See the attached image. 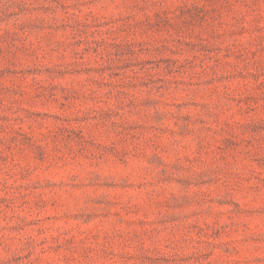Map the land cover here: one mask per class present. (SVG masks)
Returning a JSON list of instances; mask_svg holds the SVG:
<instances>
[{
  "label": "rangeland",
  "instance_id": "1",
  "mask_svg": "<svg viewBox=\"0 0 264 264\" xmlns=\"http://www.w3.org/2000/svg\"><path fill=\"white\" fill-rule=\"evenodd\" d=\"M0 264H264V0H0Z\"/></svg>",
  "mask_w": 264,
  "mask_h": 264
}]
</instances>
